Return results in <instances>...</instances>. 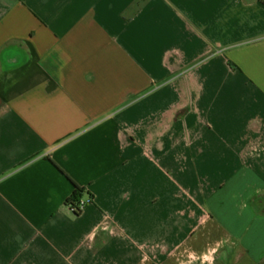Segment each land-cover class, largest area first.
Here are the masks:
<instances>
[{
  "label": "crops",
  "instance_id": "0c3cea01",
  "mask_svg": "<svg viewBox=\"0 0 264 264\" xmlns=\"http://www.w3.org/2000/svg\"><path fill=\"white\" fill-rule=\"evenodd\" d=\"M0 264H264V0H0Z\"/></svg>",
  "mask_w": 264,
  "mask_h": 264
},
{
  "label": "trees",
  "instance_id": "16d2710c",
  "mask_svg": "<svg viewBox=\"0 0 264 264\" xmlns=\"http://www.w3.org/2000/svg\"><path fill=\"white\" fill-rule=\"evenodd\" d=\"M83 191L77 189L71 199L68 200L67 206L72 205L77 209V212L74 214L75 216H80L82 214V211L80 208L76 205L82 197Z\"/></svg>",
  "mask_w": 264,
  "mask_h": 264
},
{
  "label": "built area",
  "instance_id": "2783aa9c",
  "mask_svg": "<svg viewBox=\"0 0 264 264\" xmlns=\"http://www.w3.org/2000/svg\"><path fill=\"white\" fill-rule=\"evenodd\" d=\"M88 204H89L88 201H85V200L81 199L76 205L83 212L85 210V208L88 206ZM68 208H69V210L71 211L72 214H75L77 212V209L74 206H72V205H69Z\"/></svg>",
  "mask_w": 264,
  "mask_h": 264
}]
</instances>
